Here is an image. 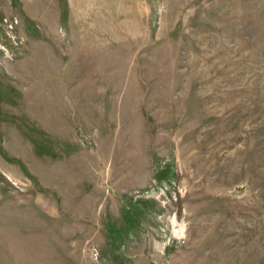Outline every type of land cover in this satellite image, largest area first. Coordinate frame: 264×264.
Wrapping results in <instances>:
<instances>
[{"label":"rangeland","instance_id":"374dc122","mask_svg":"<svg viewBox=\"0 0 264 264\" xmlns=\"http://www.w3.org/2000/svg\"><path fill=\"white\" fill-rule=\"evenodd\" d=\"M0 264H264V0H0Z\"/></svg>","mask_w":264,"mask_h":264}]
</instances>
